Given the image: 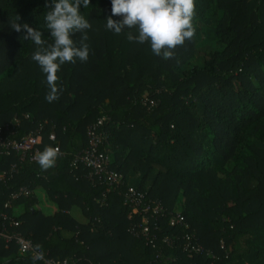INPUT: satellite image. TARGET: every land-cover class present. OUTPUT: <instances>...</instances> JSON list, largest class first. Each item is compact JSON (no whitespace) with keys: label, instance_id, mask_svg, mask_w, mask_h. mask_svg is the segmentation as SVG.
I'll return each mask as SVG.
<instances>
[{"label":"trees","instance_id":"1","mask_svg":"<svg viewBox=\"0 0 264 264\" xmlns=\"http://www.w3.org/2000/svg\"><path fill=\"white\" fill-rule=\"evenodd\" d=\"M198 1L207 2L202 10ZM53 6L0 0V132L20 139L39 129L41 148L61 151L47 171L16 153L0 154V170L15 165L0 181L7 231L74 264H264V0H195V35L167 60L149 42L127 39L138 30H109L111 0H91L80 8L91 28L73 36L80 46L87 34L88 60L61 65L62 91L49 103L46 74L32 59L37 46L10 25L19 17V24L43 31L47 46L53 40L45 15ZM203 14L214 22L212 47L201 43L196 17ZM102 116L110 168L122 175V187L132 185L163 206L150 224L151 240L130 231L140 218H129L118 189L107 191L87 169L71 168L88 144V126ZM23 186L31 193L12 199ZM73 207L85 222L72 216ZM176 214L187 229L169 224ZM185 234L204 252L184 251ZM0 264L33 260L0 238Z\"/></svg>","mask_w":264,"mask_h":264},{"label":"clouds","instance_id":"2","mask_svg":"<svg viewBox=\"0 0 264 264\" xmlns=\"http://www.w3.org/2000/svg\"><path fill=\"white\" fill-rule=\"evenodd\" d=\"M52 3L54 6L45 15V28L51 32L53 43L45 46L43 31L19 24V17L10 25L17 32L25 30L27 34L23 38L30 39L37 46L32 59L46 74L49 92L45 99L49 103L58 100L62 91L57 84L61 65L74 64L77 59L81 62L88 60L87 34L82 36L80 46H76L73 36L91 28L80 11L81 5L87 8L91 0H52ZM111 3L112 15L106 20L107 28L116 34L126 29L138 30V35L129 31L127 39L141 44L149 42L153 53L165 60L173 58L174 50L195 35V0H111ZM112 16L122 19L117 21ZM60 155L59 147L47 146L36 154V160L40 168L47 171L55 166ZM32 260L33 264L44 260L41 245L33 246Z\"/></svg>","mask_w":264,"mask_h":264},{"label":"built area","instance_id":"3","mask_svg":"<svg viewBox=\"0 0 264 264\" xmlns=\"http://www.w3.org/2000/svg\"><path fill=\"white\" fill-rule=\"evenodd\" d=\"M108 122L107 116L99 117L95 122L90 124L87 129V146L81 150L78 154L74 155L71 159V168L77 170L79 167H83L88 171V177L90 179L98 181L99 184L104 185L107 191L118 189L119 194L123 199L124 205L130 207L129 218L138 216L140 221L133 223L130 227L132 233L139 231L145 239L150 238V224L152 220H156L164 214V209L159 200L150 199L146 196V193L142 190L135 188L132 185L122 187V175L110 168V148L108 145V134L104 128V125ZM49 140L53 143L56 142V137L53 132L49 134ZM42 135L40 131L29 132L20 139H10L3 137L0 132V154L9 155L10 153H16L19 155L20 160L29 159L30 161L36 160V154L42 152L41 148ZM58 147V146H53ZM15 165H12L8 170H0V181H4L14 170ZM31 191L23 186L18 189L12 195V199L19 196H28ZM9 205V203H7ZM1 219H6V215L0 211V238L5 242L14 241L19 246L20 253H30L32 255V248L35 245L33 241L20 234L7 231L4 223ZM170 225H183L184 228H188L187 223L184 221L183 216L176 214L169 219ZM183 250L188 254L203 253L204 249L198 241L194 240L191 235L185 234L184 236ZM162 242L165 245L171 247L172 240L169 237L163 238ZM44 253L45 264H74L72 259H64L62 261H56L47 257L48 252Z\"/></svg>","mask_w":264,"mask_h":264},{"label":"rangeland","instance_id":"4","mask_svg":"<svg viewBox=\"0 0 264 264\" xmlns=\"http://www.w3.org/2000/svg\"><path fill=\"white\" fill-rule=\"evenodd\" d=\"M199 4V9H203L207 2L205 1H198ZM196 23H198L201 34H202V45L203 46H209L212 47L214 46V34H213V26H214V22L213 19L205 16V14H203L201 17L199 15H197L196 17ZM153 175H156V173H154Z\"/></svg>","mask_w":264,"mask_h":264},{"label":"crops","instance_id":"5","mask_svg":"<svg viewBox=\"0 0 264 264\" xmlns=\"http://www.w3.org/2000/svg\"><path fill=\"white\" fill-rule=\"evenodd\" d=\"M149 186H150V185L147 183L146 187L149 188ZM70 213H71L72 216H73L75 219H77L78 221H80V222H85V218H84V216L81 214L79 208L73 207V208L71 209ZM64 235H65V236H69L70 233H68V232H64Z\"/></svg>","mask_w":264,"mask_h":264}]
</instances>
